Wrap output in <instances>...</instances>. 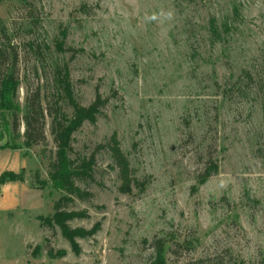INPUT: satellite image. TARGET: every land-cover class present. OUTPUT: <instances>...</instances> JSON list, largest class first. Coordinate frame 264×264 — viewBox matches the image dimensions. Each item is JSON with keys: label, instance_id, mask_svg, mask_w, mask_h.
I'll return each instance as SVG.
<instances>
[{"label": "rangeland", "instance_id": "rangeland-1", "mask_svg": "<svg viewBox=\"0 0 264 264\" xmlns=\"http://www.w3.org/2000/svg\"><path fill=\"white\" fill-rule=\"evenodd\" d=\"M0 39V79L19 82L0 145L22 146L0 149V175L24 174L0 187V264H153L159 238L165 264H264V0H3ZM64 66L80 103L108 99L72 138V157L97 151V164L95 181L78 182L93 198L68 207L88 216L69 224L101 223L76 249L38 219L66 194L51 184L47 113L59 101L73 115ZM36 92L46 140L27 147ZM114 133L143 189L121 191L110 150H97Z\"/></svg>", "mask_w": 264, "mask_h": 264}, {"label": "trees", "instance_id": "trees-1", "mask_svg": "<svg viewBox=\"0 0 264 264\" xmlns=\"http://www.w3.org/2000/svg\"><path fill=\"white\" fill-rule=\"evenodd\" d=\"M2 1L3 0H0V4ZM62 48L64 47L62 46ZM68 49L74 50L72 47ZM15 56L16 55H14V57ZM7 59V47L0 42V71L2 62L5 60L7 61ZM71 81L69 70L65 66L60 67L57 73V83L61 91L59 95L61 99L65 100L73 108V115L69 117L64 112L63 107L59 105V101H57V106L54 111L53 109H48L47 111L48 115L53 116L51 132L58 147L57 157L52 163L53 169L50 172L51 184L54 188L65 191L66 194L54 203V213L52 216L44 217V215H39L38 219L41 220V224L45 228L54 229L58 226L62 234L71 242L74 249H76L78 246L76 239L82 236L92 237L96 235L100 229L101 223L96 222L90 229L72 227L69 224V220L72 218L88 216L87 210H68V207L76 198L83 201L93 198L94 193L88 189L82 188L78 182L95 181L94 171L97 164V151H94L90 156H83L78 159L72 157V152L74 150L72 138L73 134L78 131L86 121H97L108 99L103 98L98 90L95 100L89 105H83L77 100ZM18 85V79L13 74L5 75L0 79V140H3L5 134L9 131L10 121L8 119V112L15 108L14 97L16 96ZM24 121L26 127L24 132V145L31 147L32 145L43 143L46 140V113L41 103L39 92H36L28 99ZM16 129H18V124L15 122L14 130ZM21 147V145L16 144L10 145L8 142L0 145V149H18ZM102 148H108L111 152L113 162L118 169V176L121 180V191L130 192L133 186H140L141 189L145 187V183L140 182L132 175L130 161L125 155L116 133L110 137L106 144H100L97 150ZM210 174L211 173H208L203 176L201 181L206 180ZM23 178V172L16 173L13 171H6L0 175V187L1 184L7 180ZM154 245L157 253L153 264H165V240L163 238L156 239ZM48 253L51 256L54 255V249L50 247ZM208 260L212 261L210 258H207L206 260H197L196 263L210 264L211 262ZM219 264L237 263L224 261Z\"/></svg>", "mask_w": 264, "mask_h": 264}, {"label": "crops", "instance_id": "crops-1", "mask_svg": "<svg viewBox=\"0 0 264 264\" xmlns=\"http://www.w3.org/2000/svg\"><path fill=\"white\" fill-rule=\"evenodd\" d=\"M18 149H19V148H18ZM25 168H26V167H25ZM25 168H24V169H25ZM24 169H23V171H24Z\"/></svg>", "mask_w": 264, "mask_h": 264}]
</instances>
